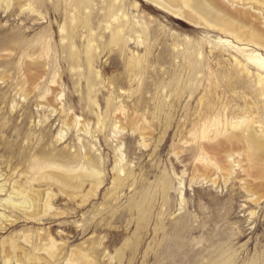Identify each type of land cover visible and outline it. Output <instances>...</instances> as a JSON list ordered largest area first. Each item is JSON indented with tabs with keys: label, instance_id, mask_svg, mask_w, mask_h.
Returning a JSON list of instances; mask_svg holds the SVG:
<instances>
[{
	"label": "rangeland",
	"instance_id": "374dc122",
	"mask_svg": "<svg viewBox=\"0 0 264 264\" xmlns=\"http://www.w3.org/2000/svg\"><path fill=\"white\" fill-rule=\"evenodd\" d=\"M162 1L0 0V264H264V0Z\"/></svg>",
	"mask_w": 264,
	"mask_h": 264
},
{
	"label": "bare ground",
	"instance_id": "6f19581e",
	"mask_svg": "<svg viewBox=\"0 0 264 264\" xmlns=\"http://www.w3.org/2000/svg\"><path fill=\"white\" fill-rule=\"evenodd\" d=\"M151 1H154L156 2L157 4H160L161 6L167 8V9H171L172 11L176 12L177 14H180V15H183V13L180 11V10H175L173 8H171L169 5H167L165 2H163L162 0H151ZM189 2V5L199 14V15H202L204 16L208 22L213 25V26H219L223 24V21L224 19L222 18V16L210 5V2H212V0H188ZM251 60L256 63L258 66L264 68V60L263 59H260V58H257V57H251ZM33 65H27L25 67V72L28 74V77L26 79V85H28L30 87V90H25L23 91V94H22V97L23 99H26L27 100V97L29 96V93L30 91H32V89H34L35 85H36V82L40 79V77L38 76H35L33 75ZM54 94V93H53ZM52 101V100H51ZM54 101V100H53ZM50 102V101H49ZM38 108H41V109H45V108H51L52 109V113H56L58 112V108L54 106V104H52L51 102L50 103H47L46 104H38L37 105ZM50 109V110H51ZM57 114V113H56ZM80 122V123H79ZM65 126L70 129L71 128V119L67 120V122L64 123ZM78 125H83L87 128V130H89V128L87 127V123H82L81 121L78 120ZM80 130V129H79ZM89 132V131H88ZM65 133L61 132L59 134V140L62 141L64 138H65ZM239 138H241V135H235L233 137H230L229 140L231 142H237L239 141ZM264 154V150L259 153V155H262ZM82 175V174H81ZM80 175V176H81ZM53 176L57 179V180H61L62 182H64L66 185H69L71 186V188H74V187H78L80 185V182L81 180L80 179H77L76 181H74L70 175L68 174H65V173H57V174H53ZM78 176V175H77ZM88 176V175H87ZM76 177V176H75ZM79 177V176H78ZM85 178V177H84ZM20 193V191H18ZM23 194H26L25 192L22 191ZM29 197V196H28ZM30 199V197H29ZM3 207L7 208V209H10V210H13V209H18V210H21L23 211L27 217H34L35 214H34V209L32 208L31 205H28V204H23V203H20V202H17L13 197L12 195H10L5 204L2 205ZM47 208L50 210L51 207L50 205L47 206ZM2 221H5V222H10L11 220L7 217V215H5L4 213L1 214V217H0V223ZM55 241L53 240V243H52V246L51 248H56L55 247ZM7 259V258H6ZM7 262V260H6Z\"/></svg>",
	"mask_w": 264,
	"mask_h": 264
}]
</instances>
